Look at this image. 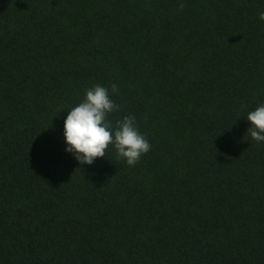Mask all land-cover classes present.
I'll return each instance as SVG.
<instances>
[{
	"label": "trees",
	"instance_id": "16d2710c",
	"mask_svg": "<svg viewBox=\"0 0 264 264\" xmlns=\"http://www.w3.org/2000/svg\"><path fill=\"white\" fill-rule=\"evenodd\" d=\"M264 0H0V264H264ZM151 144L79 165L95 85ZM118 91L113 94L111 85Z\"/></svg>",
	"mask_w": 264,
	"mask_h": 264
},
{
	"label": "clouds",
	"instance_id": "9594fccd",
	"mask_svg": "<svg viewBox=\"0 0 264 264\" xmlns=\"http://www.w3.org/2000/svg\"><path fill=\"white\" fill-rule=\"evenodd\" d=\"M264 22V11L258 16ZM111 91H118L117 85H111ZM118 110L111 99L109 90L99 84L85 90L83 100L67 110L63 120V151L70 154L82 166H91L97 159L105 158L109 145L118 159L129 167H134L141 156L151 150V144L139 130L134 115L124 116L115 125L108 122L110 113ZM250 138L264 142V104L248 112L246 119Z\"/></svg>",
	"mask_w": 264,
	"mask_h": 264
}]
</instances>
